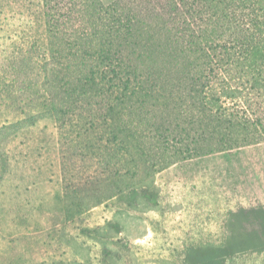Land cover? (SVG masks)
Returning <instances> with one entry per match:
<instances>
[{
	"label": "trees",
	"instance_id": "obj_1",
	"mask_svg": "<svg viewBox=\"0 0 264 264\" xmlns=\"http://www.w3.org/2000/svg\"><path fill=\"white\" fill-rule=\"evenodd\" d=\"M41 1L34 118L103 134L87 143L100 176L60 199L67 218L122 186L146 193L181 162L264 141V0Z\"/></svg>",
	"mask_w": 264,
	"mask_h": 264
},
{
	"label": "rangeland",
	"instance_id": "obj_2",
	"mask_svg": "<svg viewBox=\"0 0 264 264\" xmlns=\"http://www.w3.org/2000/svg\"><path fill=\"white\" fill-rule=\"evenodd\" d=\"M42 6L0 0V264H264V141L181 162L146 193L122 186L66 217V187L73 196L100 176L87 143L103 134L34 118Z\"/></svg>",
	"mask_w": 264,
	"mask_h": 264
}]
</instances>
